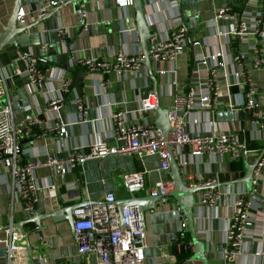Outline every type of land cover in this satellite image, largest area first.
Wrapping results in <instances>:
<instances>
[{"label":"crops","instance_id":"1","mask_svg":"<svg viewBox=\"0 0 264 264\" xmlns=\"http://www.w3.org/2000/svg\"><path fill=\"white\" fill-rule=\"evenodd\" d=\"M18 1L0 0V38L13 18ZM74 1L65 0L60 7L48 11L40 23L37 18L41 2L37 1L35 11L24 4L21 10L26 15V22L24 26L19 23L17 26L26 31L17 36L13 45L0 52V66L18 122L29 117H35L39 122L33 128L34 134L20 141L23 162L36 163L53 157L64 159L75 151L84 154L96 138H103L109 145L123 146L115 139L111 121L114 113L122 110L129 125L147 121L156 126L157 122H161L157 116L158 106L162 110H175L177 98L187 95L189 88L198 81L193 76L197 69L195 56L202 54L208 57L220 51L225 54L221 60L226 67L220 70L218 78V104H213L211 110L199 111L192 116L185 112L182 118L187 131L197 135L224 132L238 136L241 142L247 144L249 154L232 161L228 155L194 157L189 147L182 151L180 158L184 155L188 162L186 170L182 171L187 185L198 188V185L214 180L209 189L228 188L230 194L221 200L217 208L203 206L197 194L195 196L192 226L196 237L204 245V251L192 248L191 253H183L177 236L190 244L192 231L174 198H170L168 203L160 200L146 207L145 264H264V223L253 227L243 256L232 262L224 258L226 229L232 216L234 198L253 193L252 216L256 217L259 209L264 210V168L257 178L254 171L249 184L242 182L247 166L264 157V128L253 124L256 113L264 112V69L259 68L251 50V47H256L264 54V0H232L230 3L227 0H198L199 6H195V0H143L151 35L159 34L160 40L166 39L169 30L180 21L183 26L184 23L188 25L185 28L191 34L192 42L188 40L187 53L177 62L160 63L150 58L151 69L143 63L138 73L128 72L123 76L113 71L89 72L78 64L81 60H111L124 52L143 54L134 7L121 8L116 0H81L78 4ZM174 2L177 7H173ZM82 4L89 9L85 19L86 30L80 24L81 16L78 15ZM227 8L239 15L260 14L263 18L262 35H253L249 43H244L233 36L226 38L219 35V32L231 28L230 22L220 21L219 31L208 28L206 24L213 21L215 12ZM198 20L200 25L196 26ZM194 42H200L201 47L194 48ZM54 44L62 45V53L54 57V65H49L51 56L41 57L38 46ZM150 47L149 41L148 51ZM21 54L42 58V62L36 61L47 78L42 87L34 86L21 76L26 69ZM241 54L246 55L242 65L255 88L257 107L253 111L232 109L246 102L248 91L242 85L244 79L236 77L240 66L235 58ZM80 70L84 73L78 78ZM61 77L70 82L69 91L63 96L60 108L49 111V101L58 98L62 92ZM151 95L157 100V108L142 115L139 113L140 104ZM78 99L84 102L90 121L88 124L83 125L78 120ZM58 124L69 126L60 138L51 132ZM138 173L142 174L145 182L144 188H136L138 191L134 194L140 200L152 199L150 192L156 184L166 177L170 178V175L160 171V161L155 156L111 155L101 160H88L65 175H55L49 168H41L37 172L38 203L36 210L29 213L13 196L10 174L0 169V264L9 263L6 245L2 242L9 239L7 230L10 227L13 234L18 235L16 244L26 248L25 264H96L94 255H79L75 232L67 219L86 205L102 202L108 194L115 195L117 208L121 203L133 200L130 190L135 184L124 178ZM188 175L194 179L189 180ZM249 200L252 201V198ZM33 216L49 217L42 221V231L35 224H26ZM183 224H186L185 229ZM22 226L28 238L22 235ZM200 258H205V261Z\"/></svg>","mask_w":264,"mask_h":264},{"label":"built area","instance_id":"2","mask_svg":"<svg viewBox=\"0 0 264 264\" xmlns=\"http://www.w3.org/2000/svg\"><path fill=\"white\" fill-rule=\"evenodd\" d=\"M42 4L38 20H42L52 9H56L64 4L65 0H39ZM119 7L133 6L132 0H116ZM177 7V3H173ZM89 9L86 4H82L78 9L81 16L80 24L84 30L87 29L85 19ZM25 13L20 10L18 23L25 25ZM230 22L231 28L226 32H219L223 37H235L241 42L249 43V38L253 35L261 36L263 31V18L260 14L245 13L243 15L234 14L231 8L218 10L215 12L213 21L208 22V28L220 30L219 22ZM64 32H61L63 34ZM188 31L180 21L169 30V36L160 40L159 34L151 35L150 58L156 62H177L187 53ZM194 48H200V42L193 43ZM255 54L256 63L259 68L264 69V54L260 53L256 47H251ZM245 54L236 57L235 60L240 66V71L236 77L244 79L243 86L248 88L246 102L232 107L234 110L244 109L253 111L257 107L255 102V88L249 82L250 77L245 71L242 60ZM225 54L217 51L208 57L197 55L194 60L197 69L193 76L198 78L195 86L189 88L187 95L177 98V108L185 109L187 115L199 114V111L211 110L213 104H218L216 98L220 95V85L218 78L220 70L225 68V63L221 59ZM26 64V69L21 73L22 77L30 80L36 87H42L46 82V74L41 71L37 62L32 57L20 55ZM145 61L142 53H119L111 60H81L79 66L86 71L93 73L115 72L118 76H123L128 72L138 73ZM62 92L58 98H54L48 103L49 111H55L63 103V96L69 91L70 82L61 77ZM79 122L83 125L90 121L87 117L84 102L78 99ZM0 169L10 174L12 180V193L14 198L23 204L26 212L33 213L38 203L39 187L37 184V172L41 168H49L55 175H65L79 168L88 160H101L111 155L123 157L136 156L138 158L155 156L160 161V171L167 176L170 173V159L173 156L180 167L181 173L186 170L188 162L184 155L180 154L185 148H191V155L199 157L203 155L223 156L228 155L232 161H237L249 154L246 143L239 140L238 136L221 132L201 136L187 131L184 118L178 117L175 113L171 116V132L168 139L164 133L156 126L150 125L147 121L129 125L125 113L120 110L111 116V121L115 130V139L120 145H109L103 138H96L90 145L88 152L82 154L80 151L72 152L64 159L53 157L49 160L38 161L36 163H25L22 159V147L20 141L31 137L33 128L39 124L38 119L29 117L23 122H18L12 103L8 97L3 69L0 66ZM157 108V100L154 95L149 96L140 104L139 113L148 114ZM196 123V122H195ZM253 124L261 129L264 128V112L255 115ZM69 126L58 124L51 132L64 136ZM264 168V157L259 162L255 177L257 178ZM183 176V173H182ZM189 180L193 176L188 175ZM127 182H133L134 188L143 189L145 186L142 174L125 176ZM215 181H207L198 185L203 190L197 196L203 206L217 208L221 200L230 194L228 188L211 190ZM255 183H257L255 179ZM173 192V182L169 177L161 180L151 190L153 198H160L164 203H168ZM252 198V201L249 200ZM253 193L240 194L238 199L234 198L232 216L226 229V248L224 258L226 261H235L245 254L248 240L252 237L253 227L264 223V210L259 209L256 217L252 216ZM114 194H108L106 198L97 204H89L79 209L74 215V237L78 246L80 256L86 257L94 255L96 264H145L144 251L146 249V227L145 218L139 205L124 207L119 212ZM260 220V221H259ZM258 222V223H257ZM186 228V224H183ZM8 240L3 241L6 245L5 253L8 257V264H25L27 253L26 248L16 244L17 233L13 234V228L7 230ZM23 235V234H22ZM25 238V237H24Z\"/></svg>","mask_w":264,"mask_h":264},{"label":"water","instance_id":"3","mask_svg":"<svg viewBox=\"0 0 264 264\" xmlns=\"http://www.w3.org/2000/svg\"><path fill=\"white\" fill-rule=\"evenodd\" d=\"M37 1L38 0H19L18 1L17 5H16L15 13L13 15V18L11 19L7 30L2 34V36L0 38V52H2V50H4V49L8 48L9 46L13 45L14 42L16 41L17 36L20 35L22 32L26 31V29H21L17 26L18 16H19V13H20L22 6L24 4H28L35 11ZM132 1H133V7H134V10L136 13L138 32L140 34L141 44L143 46V54L145 56V61L143 63L151 69L152 63H151L150 54H149V51L147 48V43L151 39V33H150V29H149L148 22L146 19L145 11H144V1L143 0H132ZM177 1L181 2L182 0H177ZM227 1L230 3L232 0H227ZM74 2L78 4L79 2H81V0H76ZM72 4H74V3H72ZM195 6H199L198 0H195ZM41 21H39V23ZM198 25H200L199 20L196 23V26H198ZM184 27L187 28L188 25L184 23ZM187 38L190 42H192L191 41V34L189 32L187 34ZM38 47L40 50L41 57L48 56V54L51 56V61H50L49 65H54L56 63V58H54V57H56L57 55L62 53V45L61 44H54V45H49V46L39 45ZM22 55H25V54H22ZM25 56L26 57H32L36 61H38L39 63L42 62V58L36 59L35 57L27 55V54ZM77 73H78L77 76L79 78L81 76V73L83 74L84 71L80 70ZM174 113L178 117L181 118L185 114V109L169 111V110H162L159 106L157 108V116H159V118L161 119V122L160 123L157 122L156 127H158L159 129H161L163 131L165 139H168L169 133L172 130L170 118ZM230 115H233V114L230 113ZM219 116H223V114L219 115ZM224 116H225V114H224ZM259 161L254 165L247 166L246 175H245V178H243L242 182H244L246 184L250 183V180L253 176V173H254L255 168H256L257 164L259 163ZM170 166L171 167H170L169 175H170L171 181L173 182V192L171 193V198H174L178 202L183 215L187 218L189 226L191 227L190 230L192 231V243L186 244L185 239L182 238L181 236L180 237L177 236V242L181 243V249H182L183 253L185 251L188 253H191L192 248H195L196 251H199V250L204 251V245L196 237L195 231L193 230V226H192L193 208H194L195 203H196L195 196L200 191H202L203 188L202 187L193 188V187H190L189 185L186 184V182L183 179V176H182L180 167L177 163V160L173 156H171V159H170ZM137 191L138 190H136V188L135 189L133 188V190H130L131 199H133V200H131L129 202H123L120 205H118L119 212H121L124 207L140 205V208H141L143 215H144L146 212V207L150 206L151 203L154 204V203H157L160 201V198H152V199L149 198V200H145V199L140 200V199L136 198L134 195ZM45 218H49V217L41 218V217L33 216L31 219H29L26 222V224H35V226H37L39 228V230L42 231L41 224ZM67 220L69 221L70 225L72 226V228L74 230V216L72 218H68ZM23 226L21 227L22 228L21 229L22 234H24L28 238L29 236L25 232ZM200 259L205 261V258H200Z\"/></svg>","mask_w":264,"mask_h":264}]
</instances>
